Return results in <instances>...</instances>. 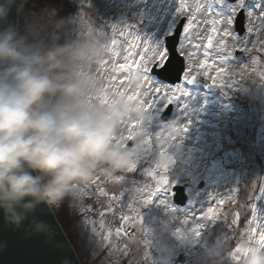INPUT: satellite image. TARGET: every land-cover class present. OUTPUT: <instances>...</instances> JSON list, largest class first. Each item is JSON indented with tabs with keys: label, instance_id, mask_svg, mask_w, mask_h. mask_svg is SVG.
Returning a JSON list of instances; mask_svg holds the SVG:
<instances>
[{
	"label": "rangeland",
	"instance_id": "obj_1",
	"mask_svg": "<svg viewBox=\"0 0 264 264\" xmlns=\"http://www.w3.org/2000/svg\"><path fill=\"white\" fill-rule=\"evenodd\" d=\"M55 1L58 3L53 4L54 0H27L23 10L20 11L17 24L20 36L16 45L23 57L39 60L46 52L57 46L74 50L90 31H102L106 44L116 39L125 49L136 34L141 36V44L144 37L150 38L151 41L162 42V34L177 16L175 15L177 0ZM107 2L113 4L112 9L104 6ZM189 4L194 7L193 0H189ZM109 9L113 10L111 14H108ZM52 10H55L56 19L65 21L59 28H54L48 23V16ZM121 11H124V14H121ZM208 18L211 19L210 16ZM204 19L203 15L197 14L198 31L206 36L210 25L204 24ZM127 25H136L137 33L128 29L129 34L121 37L119 33L125 31ZM195 42L194 40L193 43ZM142 50L141 47L140 51ZM30 52L31 56H29ZM245 55L246 59L240 61H236L234 54L226 57L225 63L229 75L224 79L226 83H232V87L216 88L217 86L212 85L208 79L206 83L201 84L197 76L191 81L198 86L195 89L189 88L187 81L179 85L186 90L187 95L182 97V107L175 103V109L171 111L172 115L166 121L161 118L165 111L163 105L149 111L154 118L147 125V132L153 137L154 144L159 147L165 139L175 136L179 146L174 142L165 152L173 155L174 162L165 170L157 169L158 173L168 176V184L153 198L151 204L139 208L143 225L127 223L123 220V216L132 215V210L127 205L141 198L142 194L138 189L144 184L153 186L155 184L144 174V169L154 168L152 164L161 154L160 149L154 145L145 147L140 153L135 169L131 171L128 169L109 174L104 170L106 166L97 169L87 184L80 185L87 187L83 194L80 193L79 201L74 203L75 208H69L65 201L61 207L53 209L61 219L82 264H154L158 255L167 256L168 264H193L194 258L208 248L215 234L220 237L223 231H231V220L235 219L237 214L239 219L243 217L246 211L245 203L250 197L243 199L254 191L256 182L260 181L258 194L264 184V169H262L264 158L260 154V148L264 152V77L258 81L257 75L258 72H262L263 65L260 64V59L258 64L252 63L257 55L264 57V52L254 50L253 55L246 53ZM136 58L139 59L138 56ZM203 58L202 55H198L194 59L198 63ZM103 61L108 63L93 65L92 70L104 81L107 89L110 83H115L122 90L128 89L129 93L137 89L130 88L127 81L122 85L119 84L125 74L111 71L112 63L124 62L118 55L107 53ZM73 63L72 60L68 61L69 72L75 67ZM188 63L187 61L186 72ZM244 65H247V68ZM74 69L75 75L79 74L77 67ZM195 72L196 69L193 67V74ZM214 74L215 72L210 70V75ZM113 75L116 76L115 82L110 80ZM238 78L241 79L240 82ZM155 86L157 85H153ZM146 90V86L142 85L141 95L136 98L142 100L145 108L146 102H150L153 95H144ZM232 91L236 92L235 96L231 94ZM225 97L228 101H224ZM172 121L186 125V130L182 133L169 127ZM126 127L129 130L122 134ZM134 127L135 122L130 125L124 124L121 127V135L130 136ZM161 129L166 131L162 138L157 139L155 134ZM128 143L130 146L131 141ZM117 176L124 179L115 178ZM242 179H245L242 186L244 194L242 201L238 203L237 194L232 189L237 188ZM184 180L188 183L185 184ZM182 183L186 187L188 201L186 205L180 207L173 201V187ZM213 193L225 199L224 205L219 207L221 217L228 218V226L225 227L221 221H217V224L211 228L202 229L199 236L188 233L187 228L192 226L197 216L206 211L207 207L216 206L214 200H209ZM228 196L235 198V208H227L233 203L227 198ZM113 197L118 199L114 200ZM252 203H257V218L251 225L247 221L246 232L250 227H255L257 233L251 240L248 235L247 240L245 241L244 238V242L239 246L258 245L256 242L259 241V232L264 230L262 229L264 197L258 198L257 201L255 198L249 201L248 220L253 219ZM85 204L92 205L93 211L87 215L96 222L94 226L86 227L82 222L84 218L82 205ZM109 207L111 211H108ZM99 212H104L102 218ZM186 215L190 217L189 224L182 225V219ZM179 227L184 228L186 234L177 237L174 233ZM144 228L151 230L149 235H145ZM118 229H126L128 234L124 231L117 234ZM104 236H109V239L105 241ZM147 240H150V243H147ZM234 250L232 248V251ZM241 259L244 264L246 258L241 256ZM231 262L238 264L240 260H231Z\"/></svg>",
	"mask_w": 264,
	"mask_h": 264
},
{
	"label": "clouds",
	"instance_id": "obj_2",
	"mask_svg": "<svg viewBox=\"0 0 264 264\" xmlns=\"http://www.w3.org/2000/svg\"><path fill=\"white\" fill-rule=\"evenodd\" d=\"M26 2L0 0V211L16 226L40 204L51 210L79 201L76 186L87 184L101 166L109 174L128 170L145 147L156 146L147 132L154 117L142 100L111 93L92 70L107 54L102 31L87 32L74 50L57 46L39 60L21 55L8 21ZM48 23L59 28L65 21L52 10ZM69 60L78 75H70ZM142 84V73L128 74L130 88ZM132 122L129 146L121 127ZM173 162L164 153L152 166L165 170ZM33 227L47 230L42 221ZM218 240L215 234L193 264H222ZM249 248L244 264H264V246ZM154 264H168V257L158 255Z\"/></svg>",
	"mask_w": 264,
	"mask_h": 264
},
{
	"label": "snow or ice",
	"instance_id": "obj_3",
	"mask_svg": "<svg viewBox=\"0 0 264 264\" xmlns=\"http://www.w3.org/2000/svg\"><path fill=\"white\" fill-rule=\"evenodd\" d=\"M194 7L190 6L189 0H177V6L175 8V13L178 17L186 18V23L182 24L181 21L176 25L173 32H170L167 37L163 39L162 42L151 41L150 38L144 37L143 44H141V36L136 34L131 42L128 43V48L125 49L120 42L116 39H112L110 44H106L107 53L112 55H118L124 62L112 63L111 71L113 73L125 74L124 79L119 81V84H123L127 81L128 74L133 71L142 73L143 84L146 86V92L144 95H152V99L147 103L145 108L147 111H151L163 105L167 107L173 103L179 104L181 107L182 97L187 95L184 88L178 86V84H164L163 81L157 80L155 76V69L157 67L163 68L166 63L171 61L173 55L178 56L182 59H186L188 63V71L185 72L183 80L191 82L197 76L206 77L211 81V84L219 87H232V83H226L224 77L229 75V69L225 63L226 57L232 56L235 52H244L248 55L252 54L253 50H258L264 52V0H193ZM197 14L203 15L205 17L203 23L210 25L207 29V35H201L198 31V23L196 20ZM211 17L209 19L208 17ZM243 20V28L241 29L242 35L239 34L234 27L238 21ZM128 29L133 33L136 32V25H127L125 31H121L119 35L124 37L128 35ZM196 41L193 43V41ZM169 43L172 47H169ZM115 46V48L113 47ZM143 48L140 51V48ZM135 49V51H133ZM192 49V51H189ZM198 55H202L204 58L200 59L198 63L194 59ZM139 57L137 59L136 57ZM107 61H102L101 64H107ZM253 64L259 63L258 58L253 59ZM193 67H195L196 72L193 74ZM247 68V65H244ZM210 70L215 72L214 75H210ZM99 71V68H97ZM233 75L235 73H232ZM258 76H264V72H258ZM112 82L116 81V76L110 77ZM153 85H157L153 87ZM109 91L114 94L127 95L130 99H136L141 95L140 88L129 93L128 89H121L115 83H110L108 87ZM190 123V121H189ZM169 127L174 128L177 131L183 133L186 130V125L177 124L175 121L169 123ZM164 131L166 129H161L155 134L157 139L163 137ZM131 141V136L125 137ZM177 137L172 136L170 139H165L164 143L159 146L161 154L166 152V149L172 145L174 142L179 146ZM153 139V137H151ZM136 165H132L129 171L135 169ZM144 174L150 177L154 182L152 184H144L143 187L138 189L142 194L141 198L136 201L129 203L127 207L132 210V215H124L123 220L132 225H143L142 214L139 208H144L145 206L152 203L153 198L168 184V176L166 174H161L157 172L156 168H146L144 169ZM95 183V181H92ZM87 185L81 187L76 186V190L83 194L86 190ZM102 191V190H101ZM235 191V188L232 189ZM147 193L143 195V193ZM264 197V184L260 188V193L255 195V200ZM235 203V198L228 196ZM112 199H118L113 197ZM209 200H214L216 206L207 207L206 211L202 212L200 216H197L192 223V226L187 228V232L199 236L201 230L217 224V221H221L223 226H228L227 216L221 217V208L219 206L224 205L225 199L221 198L215 193L211 194ZM69 208H75V204L71 200H66ZM163 203V201H161ZM83 207V223L85 226H94L95 221L91 219L87 213L93 211L92 205L85 204ZM203 207V206H202ZM111 207L108 211H111ZM171 211V209H169ZM99 216L102 218L104 212H99ZM251 216L252 220L249 224L255 222L257 218V203L251 204ZM173 219L175 217L173 216ZM189 216H184L182 219V225L189 224ZM239 220V214L236 215L235 219L231 220V224L235 225ZM203 221V222H199ZM101 227L103 224L101 223ZM264 229V225H262ZM223 228H221V231ZM124 231L126 234V229H118L117 234ZM145 235L150 234V229H143ZM257 229L255 227H250L248 230L249 239L251 240ZM184 228H177L174 235L180 237L185 235ZM103 239L107 241L109 236H104ZM150 243V240L146 241ZM220 243V240L217 241ZM260 246H264V230L259 232V241L256 242ZM252 251L249 247L237 246L234 251L231 252V258L234 261H239L241 256L247 257L249 252Z\"/></svg>",
	"mask_w": 264,
	"mask_h": 264
},
{
	"label": "water",
	"instance_id": "obj_4",
	"mask_svg": "<svg viewBox=\"0 0 264 264\" xmlns=\"http://www.w3.org/2000/svg\"><path fill=\"white\" fill-rule=\"evenodd\" d=\"M17 11L10 13L9 23L17 36ZM52 209L40 204L16 226L6 221L0 211V264H80ZM34 221L47 225L36 231Z\"/></svg>",
	"mask_w": 264,
	"mask_h": 264
},
{
	"label": "bare ground",
	"instance_id": "obj_5",
	"mask_svg": "<svg viewBox=\"0 0 264 264\" xmlns=\"http://www.w3.org/2000/svg\"><path fill=\"white\" fill-rule=\"evenodd\" d=\"M73 64H74V66L77 67V69H78V66H77L75 63H73ZM75 67H74V68H75ZM74 68H73V70H75ZM73 70H71V71H72V76H76V75H75V72H74ZM77 75H78V74H77ZM129 125H130V124H129Z\"/></svg>",
	"mask_w": 264,
	"mask_h": 264
}]
</instances>
